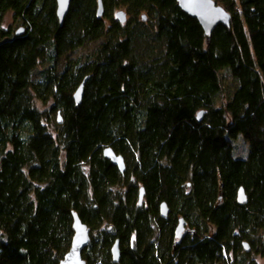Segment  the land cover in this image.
I'll use <instances>...</instances> for the list:
<instances>
[{"label":"trees","instance_id":"trees-1","mask_svg":"<svg viewBox=\"0 0 264 264\" xmlns=\"http://www.w3.org/2000/svg\"><path fill=\"white\" fill-rule=\"evenodd\" d=\"M217 2L209 37L177 0H0V264H60L74 212L87 264H264V0Z\"/></svg>","mask_w":264,"mask_h":264},{"label":"water","instance_id":"water-1","mask_svg":"<svg viewBox=\"0 0 264 264\" xmlns=\"http://www.w3.org/2000/svg\"><path fill=\"white\" fill-rule=\"evenodd\" d=\"M179 6L182 10L190 14L193 18H197L199 23H201L205 34L210 35L211 32L218 26L220 23H224L229 26L231 13L226 10L222 5H220L217 0H177ZM71 0H57V17L60 22H63L65 15L68 13L70 9ZM98 15L102 16L104 13V5L102 4V0H98ZM116 18L120 19L122 22H125L128 18L124 10H118L116 13ZM24 30L22 28L17 29V33H23ZM88 77H86L80 84V86L76 89L74 93L75 102L81 103L83 99V92L85 87V82ZM203 112H200V116ZM59 123H62V118L60 113L58 115ZM104 155L107 159L112 161L115 165L118 166L119 171L124 173L125 170V160L124 157L120 154H117L116 151L112 147L104 148ZM139 202L143 201L145 196V189L141 187L139 190ZM237 200L240 204L247 203V195L245 189L240 187L237 193ZM160 213L164 217H168L170 214V208L166 202H161ZM74 223L73 229H75V233L72 238V243L70 249L67 251L60 264H87L83 258V249L86 248L90 240L91 229L87 226V224L79 218L76 212L73 213ZM186 220L184 217H181L177 223V227L175 229V236L179 239H182L186 234ZM244 247L247 252L250 251V244L244 242ZM120 242L119 240L112 247V254L114 261H117L121 254V249H119Z\"/></svg>","mask_w":264,"mask_h":264},{"label":"rangeland","instance_id":"rangeland-1","mask_svg":"<svg viewBox=\"0 0 264 264\" xmlns=\"http://www.w3.org/2000/svg\"><path fill=\"white\" fill-rule=\"evenodd\" d=\"M12 21L13 20L11 18V15L8 14L5 17L4 26H8L9 24L12 23ZM96 46H97V43L96 44H90L89 46L85 47V49H83L82 52L89 53L91 50L95 49ZM226 77H227V82L230 81L229 82L230 86L234 85V83L232 82L233 80H231V77L229 75H226ZM228 91H230V89ZM225 99H226V96H224L221 100H225ZM221 100L219 101V104L221 103ZM233 144H234V153H235V155L245 158L247 156L248 152H249V143L243 137V135L241 134L238 137L234 138Z\"/></svg>","mask_w":264,"mask_h":264},{"label":"flooded vegetation","instance_id":"flooded-vegetation-1","mask_svg":"<svg viewBox=\"0 0 264 264\" xmlns=\"http://www.w3.org/2000/svg\"><path fill=\"white\" fill-rule=\"evenodd\" d=\"M185 230L187 231V226H186V229H185ZM176 239H177V240H181V239H179L177 236H176Z\"/></svg>","mask_w":264,"mask_h":264}]
</instances>
